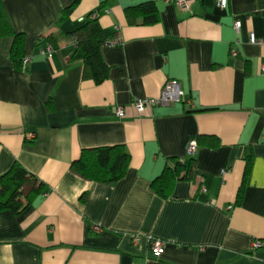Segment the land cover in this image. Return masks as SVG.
<instances>
[{
  "label": "crops",
  "instance_id": "1",
  "mask_svg": "<svg viewBox=\"0 0 264 264\" xmlns=\"http://www.w3.org/2000/svg\"><path fill=\"white\" fill-rule=\"evenodd\" d=\"M1 1L31 60L16 68L14 37L0 36V175L20 162L44 190L22 213L0 212V264H264V245L253 247L264 241V0L226 8L193 0L187 9L175 0H81L63 21L72 0ZM147 2L159 20L129 22L126 8ZM94 11L109 66L99 84L83 77L76 35L67 34ZM118 36L121 44H107ZM171 79L182 101L136 110L135 100L159 96ZM193 139L190 176L157 195L153 180L174 159L190 162ZM114 144L131 156L121 180L93 182L71 169L84 148ZM149 237L164 242L160 255Z\"/></svg>",
  "mask_w": 264,
  "mask_h": 264
},
{
  "label": "trees",
  "instance_id": "2",
  "mask_svg": "<svg viewBox=\"0 0 264 264\" xmlns=\"http://www.w3.org/2000/svg\"><path fill=\"white\" fill-rule=\"evenodd\" d=\"M81 0H72L71 4L62 11L60 20L69 18L71 12L80 4ZM90 15V14H89ZM88 18L76 26L73 32L76 42L72 59L82 60L84 63L83 77L93 79L97 84L109 76V66L106 64L101 48L104 44L103 30L97 19ZM127 19L131 23L150 24L159 20V14L151 2L141 3L126 8ZM13 35L11 59L16 68L22 69L26 37L23 32L13 29L0 0V36ZM52 43L55 39L50 36ZM200 144V139H195ZM214 141L211 145H216ZM194 156V155H193ZM193 156L190 162L174 159L152 182L154 192L167 198L172 193L175 184L190 176L193 167ZM130 153L124 144H114L84 148L79 159L71 164V169L83 178L100 183L114 184L127 173ZM245 178L250 171L252 154L246 156ZM44 190L43 183L33 173L28 171L20 162L13 165L0 175V212L11 211L20 214L25 211L34 199ZM241 192L238 194L240 199ZM84 200V196L82 197Z\"/></svg>",
  "mask_w": 264,
  "mask_h": 264
},
{
  "label": "built area",
  "instance_id": "3",
  "mask_svg": "<svg viewBox=\"0 0 264 264\" xmlns=\"http://www.w3.org/2000/svg\"><path fill=\"white\" fill-rule=\"evenodd\" d=\"M176 4L181 9H187L190 7L193 0H175ZM229 0H217V3L223 7L226 8L228 5ZM99 16L98 11H94L90 13L89 18L90 19H96ZM235 29L238 31L240 28V22L236 21L234 24ZM118 29V28H117ZM250 41L252 43H260L262 42L261 39H257L255 34H251ZM122 39L121 37H115L111 40L107 41V44L109 45H119L121 44ZM52 47L49 45L47 52H51ZM45 51H43L44 53ZM233 54H236L237 51L233 50ZM30 57H24L22 62V69H26L28 67V64L30 62ZM185 97V92L182 89V86L180 82L177 80L171 79L167 80L162 88V91L159 96L153 97V98H147V99H137L134 101V105L136 107V110L138 112H142L146 109L147 106H156V105H172L174 103L180 102ZM117 116H123L124 115V108L122 106L117 107L116 110ZM35 137L34 133H28L27 138L33 139ZM198 150V143L195 139L190 140L187 145V154L190 156H193L196 154ZM140 235H135L133 237V241L135 243H138L140 240ZM150 243H151V249L156 255H160L163 252L164 248V242L161 239L149 237ZM264 245V241L262 240H254L253 241V247H260Z\"/></svg>",
  "mask_w": 264,
  "mask_h": 264
}]
</instances>
